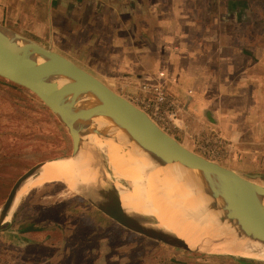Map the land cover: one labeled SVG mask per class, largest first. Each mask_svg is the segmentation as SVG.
Instances as JSON below:
<instances>
[{
	"label": "crops",
	"instance_id": "obj_1",
	"mask_svg": "<svg viewBox=\"0 0 264 264\" xmlns=\"http://www.w3.org/2000/svg\"><path fill=\"white\" fill-rule=\"evenodd\" d=\"M0 26L114 92L164 72L184 142L217 136L231 170L264 171V0H0Z\"/></svg>",
	"mask_w": 264,
	"mask_h": 264
},
{
	"label": "rangeland",
	"instance_id": "obj_2",
	"mask_svg": "<svg viewBox=\"0 0 264 264\" xmlns=\"http://www.w3.org/2000/svg\"><path fill=\"white\" fill-rule=\"evenodd\" d=\"M140 84L115 93L133 104ZM14 85L0 81V174L2 171L10 178V188L29 168L53 159L74 157L79 151L72 153L68 131L47 107L32 93ZM180 130L169 131L168 135L195 154L230 169L231 163L225 159L226 145L212 153V142L205 141L200 134L194 135L193 140L189 135L191 145L179 136ZM102 167L109 171L103 161ZM238 174L258 175L248 179L264 187V171ZM118 182L129 189L128 182ZM65 185L45 183L24 196L10 219L0 227V264H241L228 256L253 260L251 264H264V260L242 255H218L202 249L188 251L146 238L122 227L87 197L70 192ZM6 196L0 198V207ZM32 217L37 219L38 226L46 224L44 231L23 236L26 228L23 222Z\"/></svg>",
	"mask_w": 264,
	"mask_h": 264
},
{
	"label": "water",
	"instance_id": "obj_3",
	"mask_svg": "<svg viewBox=\"0 0 264 264\" xmlns=\"http://www.w3.org/2000/svg\"><path fill=\"white\" fill-rule=\"evenodd\" d=\"M0 78L26 89L47 107L68 131L72 153L76 152L80 131L87 129L93 118H108L144 150L152 154L160 153L166 162L179 163L187 169L195 170L203 192L211 199V207L222 211L223 217L235 223L244 236L264 243V208L257 195L252 193L261 185L248 179H255L258 175L243 177L195 154L162 131L143 111L86 70L59 53L2 26ZM54 78L66 82L59 85L52 81ZM84 97L92 98L95 104L85 109L78 108L77 103ZM41 164L43 162L29 168L10 188L0 207V227L12 207L18 188ZM240 188L248 192L244 194ZM87 198L122 227L165 245L193 251L159 229L148 226L149 223L140 216L126 214L119 197L106 194L101 201L96 200V196Z\"/></svg>",
	"mask_w": 264,
	"mask_h": 264
},
{
	"label": "bare ground",
	"instance_id": "obj_4",
	"mask_svg": "<svg viewBox=\"0 0 264 264\" xmlns=\"http://www.w3.org/2000/svg\"><path fill=\"white\" fill-rule=\"evenodd\" d=\"M52 81L59 85L66 82L60 78ZM94 104L92 98L84 97L76 106L85 109ZM79 136L76 156L43 162L24 180L4 222L31 189L45 183H66L70 192L96 196L100 201L106 194L119 197L126 214L140 216L148 226L189 249L264 260V243L244 236L235 223L223 217L222 211L211 207V199L203 192L195 170L144 150L103 116L93 118ZM102 161L109 171L102 167ZM119 180L128 182L129 189L122 187ZM252 193L264 208V187L258 186Z\"/></svg>",
	"mask_w": 264,
	"mask_h": 264
},
{
	"label": "built area",
	"instance_id": "obj_5",
	"mask_svg": "<svg viewBox=\"0 0 264 264\" xmlns=\"http://www.w3.org/2000/svg\"><path fill=\"white\" fill-rule=\"evenodd\" d=\"M164 76V72L161 71L158 72V79L156 81L141 83L139 92L132 100L138 109L143 111L156 126L168 134L169 131H177L180 129L177 118L182 112L183 107L177 99H174L166 91L165 85L161 80ZM203 139L213 143L211 146L213 149L211 151L212 153L214 149L219 147L223 148L226 145L220 138Z\"/></svg>",
	"mask_w": 264,
	"mask_h": 264
},
{
	"label": "trees",
	"instance_id": "obj_6",
	"mask_svg": "<svg viewBox=\"0 0 264 264\" xmlns=\"http://www.w3.org/2000/svg\"><path fill=\"white\" fill-rule=\"evenodd\" d=\"M0 81L2 84L4 83H9V84H12L10 83L9 81L3 79V78H0ZM16 88L18 89H24L20 86H16L14 85ZM33 97V96H32ZM5 174L1 171V174H0V198H5V196L7 195V192H8V189L10 188V183L11 181L9 180L10 178H7L4 176ZM8 181H10L9 183V186H8ZM228 258H232V259H235L238 263H241V264H251L253 263V260H249V259H246V258H242V257H238V258H234L232 256H228Z\"/></svg>",
	"mask_w": 264,
	"mask_h": 264
}]
</instances>
